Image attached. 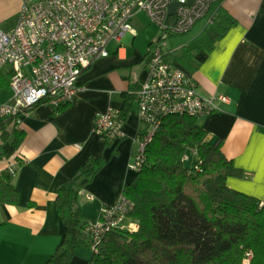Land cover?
Returning <instances> with one entry per match:
<instances>
[{"label": "crops", "instance_id": "0c3cea01", "mask_svg": "<svg viewBox=\"0 0 264 264\" xmlns=\"http://www.w3.org/2000/svg\"><path fill=\"white\" fill-rule=\"evenodd\" d=\"M221 9L236 22L212 49L194 50L191 57L185 51L204 35L206 19L205 26L180 50L166 48L165 58L190 73L201 93L230 96V102L198 121L212 137L221 138L224 154L244 171V177H228V185L262 199L264 0H219L212 5L211 14ZM18 14L6 25L0 16V26L13 28ZM135 36L127 37L130 44ZM149 55L150 48L114 47L108 56L81 72V88L71 100L59 105L45 100L20 113L16 121L25 138L14 153H7L11 141L4 138L2 128L11 131L14 122L0 114V171L17 163L12 183L18 192L16 202H0V264H45L65 232L56 208L57 187L70 179L89 155L102 154L105 163L81 191L84 218L98 219L103 206L121 197L124 186L136 174L131 164L138 136L150 124L140 117L136 99L128 106L119 137L97 132L95 119L101 112L120 109L125 95L140 86ZM11 97L10 86L0 87V105ZM90 255V248H78L70 264H88Z\"/></svg>", "mask_w": 264, "mask_h": 264}, {"label": "trees", "instance_id": "16d2710c", "mask_svg": "<svg viewBox=\"0 0 264 264\" xmlns=\"http://www.w3.org/2000/svg\"><path fill=\"white\" fill-rule=\"evenodd\" d=\"M235 22L224 9L212 14L204 35L185 51L191 57L194 50L212 49ZM13 71L12 64L0 68V87L10 86ZM133 99L135 90L118 109L121 121ZM9 121L12 130L2 127L3 136L11 141L7 153H14L25 132L15 119ZM144 153V162L123 188L138 227L112 228L98 239L85 230L95 219L82 215L80 194L105 163L102 154L89 155L57 187L56 208L65 232L45 264H70L81 247L91 250L88 264H264V203L228 185V177L245 174L224 154L221 138L212 137L198 117L172 113L155 127ZM15 171H0V202L17 201Z\"/></svg>", "mask_w": 264, "mask_h": 264}, {"label": "built area", "instance_id": "2783aa9c", "mask_svg": "<svg viewBox=\"0 0 264 264\" xmlns=\"http://www.w3.org/2000/svg\"><path fill=\"white\" fill-rule=\"evenodd\" d=\"M23 0L16 24L0 26V68L12 64V97L1 103L0 114L17 120L19 114L39 102L52 105L71 100L81 87V72L112 48L123 47L135 36L133 16L144 11L163 33L150 48L149 63L135 90L138 112L150 127L138 136L131 167L138 170L145 160V147L155 127L172 113L201 117L230 102L226 93L203 94L190 73L165 58L169 34L189 32L197 21H210L211 7L219 0ZM172 2L175 12L169 14ZM132 38V37H131ZM126 39V40H125ZM125 42V44H124ZM118 110L96 116L95 129L106 137L122 135ZM16 162L8 168L13 171ZM261 203H264L262 198ZM132 202L124 194L114 204L103 206L100 217L85 230L95 239L112 228L136 229L138 219L129 212ZM251 256L248 253L249 260Z\"/></svg>", "mask_w": 264, "mask_h": 264}, {"label": "rangeland", "instance_id": "374dc122", "mask_svg": "<svg viewBox=\"0 0 264 264\" xmlns=\"http://www.w3.org/2000/svg\"><path fill=\"white\" fill-rule=\"evenodd\" d=\"M21 6V0H0V16L4 19L3 24L6 25L8 22L15 19ZM206 17L197 21L192 30L184 34H169L166 38V48H175L180 50L183 45L188 43L189 39L199 32L205 26ZM132 26L136 30V36L133 43H129L127 48H151L155 45L156 41L159 40L160 35L163 31L152 23L149 16L144 11L137 12L132 18ZM201 32V31H200ZM126 40V39H125ZM151 41V42H150ZM125 44V42H124ZM145 70V67L143 68ZM136 106V105H134Z\"/></svg>", "mask_w": 264, "mask_h": 264}, {"label": "water", "instance_id": "95a60500", "mask_svg": "<svg viewBox=\"0 0 264 264\" xmlns=\"http://www.w3.org/2000/svg\"><path fill=\"white\" fill-rule=\"evenodd\" d=\"M193 0H189L188 3L190 4ZM177 6V2H172L169 7V14H172L175 12V8Z\"/></svg>", "mask_w": 264, "mask_h": 264}]
</instances>
